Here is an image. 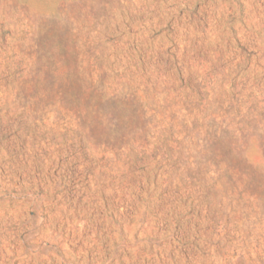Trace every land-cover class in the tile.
I'll use <instances>...</instances> for the list:
<instances>
[{
  "label": "rangeland",
  "instance_id": "374dc122",
  "mask_svg": "<svg viewBox=\"0 0 264 264\" xmlns=\"http://www.w3.org/2000/svg\"><path fill=\"white\" fill-rule=\"evenodd\" d=\"M0 264H264V0H0Z\"/></svg>",
  "mask_w": 264,
  "mask_h": 264
}]
</instances>
